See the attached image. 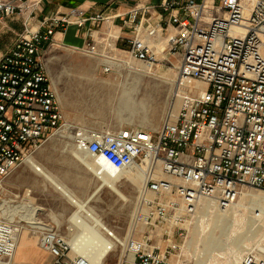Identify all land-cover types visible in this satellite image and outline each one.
Masks as SVG:
<instances>
[{
  "label": "built area",
  "instance_id": "2783aa9c",
  "mask_svg": "<svg viewBox=\"0 0 264 264\" xmlns=\"http://www.w3.org/2000/svg\"><path fill=\"white\" fill-rule=\"evenodd\" d=\"M43 1L0 0V21L22 20L21 31L0 57V184L51 137L74 128L45 68L44 52L55 44V34L69 26L114 24L102 12L87 15L79 7L38 19ZM151 9L156 19L149 14L133 25L121 21L120 30L129 27L130 37L103 34L98 37L103 51L96 41L76 48L100 61L104 74L123 62L107 54L117 42L126 57L145 67L159 57L170 64L174 57L179 83L195 80L206 86L204 92L186 87L176 94L182 103L157 131H73L75 146L110 169L142 173L138 204L149 210H137L133 221L150 231L140 239L128 237L116 264H178L180 246L173 239L184 237L201 202L224 211L244 189L264 191V0H159ZM167 28L174 33L166 34ZM8 210L1 202L0 211ZM74 213L67 235L50 225L37 228L38 246L52 264H105L113 243L101 258L94 257L96 249L79 253V246L93 232L114 240L113 232L99 229L79 209ZM18 232L14 222L0 220V264H10ZM157 237L167 242L164 251L155 247ZM258 241L264 249V232ZM254 246L239 264H264V252Z\"/></svg>",
  "mask_w": 264,
  "mask_h": 264
},
{
  "label": "rangeland",
  "instance_id": "374dc122",
  "mask_svg": "<svg viewBox=\"0 0 264 264\" xmlns=\"http://www.w3.org/2000/svg\"><path fill=\"white\" fill-rule=\"evenodd\" d=\"M122 56L123 62L114 66L108 74H104L100 61L79 49L51 46L46 50L45 68L49 78L55 82V91L65 98L71 94L72 99L79 104L73 103L62 109L68 121L65 120L74 128L51 137L31 157L37 168L49 173L56 183L83 202L85 213L94 216L100 225L110 228L117 238L124 240V243L130 236L140 239L146 231H150L149 227L135 224L133 221L137 210H149L138 204V192L142 180L137 177L135 169L120 175L117 188L123 198L110 189L102 187L98 176L88 168H96L92 157L75 146L72 139L73 131L76 128L103 132L125 128L157 131L167 112L174 114L182 103L176 94L186 92V87L192 90V87L180 85L177 70H173V74L170 73L171 64L162 62L161 57L152 67L147 68L150 74H145L142 73L145 70L143 63L131 60L125 54ZM174 62L177 61L171 57L170 63ZM134 72H139V79L133 77ZM174 80L177 81V89L174 83L172 84ZM129 89L131 91L127 92L133 105L132 109L117 113L119 96ZM192 91L199 92L195 89ZM105 100L110 102L108 112L96 115L95 108ZM74 154L80 155L82 160L76 159ZM242 192V196L235 202V204L240 203V207L230 212L228 210L221 217H217L218 219L215 218L216 221L211 223L210 230L202 223V215L198 210L194 220L186 228L184 237L173 239L180 246L178 264H234V254L240 250L242 252L245 243L249 242L242 254L251 246L256 247L260 236H249L256 230L254 228L258 227L253 215H258L260 212L250 200L251 195L264 191L246 188ZM88 198L90 199L87 200ZM1 202L7 203L8 206H18L17 211H13L10 207L8 211L3 213L0 211V220L7 219L14 222L20 230L10 264L15 257L22 256L21 250L25 241L30 242L29 245L33 247H38L36 233L38 227L50 225L61 235H67L68 220L77 209L74 204H70L61 196L51 182L44 181L38 171L25 164L16 167L1 182ZM30 206L40 210L32 212ZM166 243L164 238L157 237L154 240V245L159 251L165 250ZM122 254L123 246L117 245L107 255L105 264H116ZM214 254H219V257L212 261Z\"/></svg>",
  "mask_w": 264,
  "mask_h": 264
},
{
  "label": "crops",
  "instance_id": "0c3cea01",
  "mask_svg": "<svg viewBox=\"0 0 264 264\" xmlns=\"http://www.w3.org/2000/svg\"><path fill=\"white\" fill-rule=\"evenodd\" d=\"M158 2L159 0H44L38 13V19L53 15L56 12L64 11L67 7H79L87 15L102 12L105 17L114 20L113 25L102 24L99 26H91L87 24L80 29L75 26H69L64 34H55V44L49 45L45 49V52L51 46L80 48L87 41H96L98 50L103 51V44L98 41L99 35L113 33L121 37H130L129 27L120 30L119 26H121V21L126 20L129 25H133L141 16L148 17L150 14L154 18L157 11L151 9V7L156 6ZM138 7L147 9L149 13L141 11L142 9L135 10ZM21 29V18L13 17L0 21V57L10 48L15 39V35L20 32ZM165 33L172 34L174 30L167 28ZM122 49V43L117 42L115 43V47L107 51V54L112 58L121 59V57H123ZM22 249V256L15 257L12 264H52L51 256L39 246L33 247V245H28L26 248Z\"/></svg>",
  "mask_w": 264,
  "mask_h": 264
},
{
  "label": "bare ground",
  "instance_id": "6f19581e",
  "mask_svg": "<svg viewBox=\"0 0 264 264\" xmlns=\"http://www.w3.org/2000/svg\"><path fill=\"white\" fill-rule=\"evenodd\" d=\"M171 64V67L169 68V70L171 71L170 73L173 72V70H175L177 68V62H174V63H170ZM129 66V65H128ZM145 67V66H144ZM149 68L148 66L145 67V70L142 72V73H145V74H150L149 72ZM139 69V68H138ZM160 69V68H159ZM140 71V70H139ZM155 72V71H154ZM165 72V71H164ZM175 73V72H174ZM134 74L133 77L134 78H137L139 79L140 78V74L139 72H134L132 73ZM173 74V73H172ZM176 76V75H175ZM174 76V77H175ZM178 76V75H177ZM163 79V78H162ZM167 79V78H166ZM178 79V78H177ZM51 83H52V86L53 88L55 87V82L53 81V79L51 78ZM174 83V86H176V89H177V81L174 80L172 81V84ZM182 84L185 83V85L187 86H191L193 87V89L197 90V91H200V92H204V85L202 83H200L199 81H195V80H187L186 82H180ZM56 88V87H55ZM192 89V90H193ZM127 91H131L130 89L129 90H125V92H122L119 96V99H118V103L116 105V112H122V111H126L127 109L128 110H131L132 109V102H130V98H129V93ZM67 92V91H66ZM57 93V92H56ZM176 93V92H175ZM58 96V100H59V103H60V106H61V109H65L67 106H70L71 104L73 103H76V104H79V102L75 101L72 99V95L69 94L68 98H65V97H62L60 94H57ZM180 104V103H179ZM110 108V102L109 100H105L103 101L102 103H100L96 108H95V114L96 115H103V114H106L108 112ZM169 114H172L170 113V111L167 112V115L168 116ZM65 119L68 121V119L65 117ZM106 132V131H104ZM83 151V150H82ZM84 152V151H83ZM84 154H87L86 152H84ZM89 155V154H87ZM90 156V155H89ZM74 157L78 160H82V157L78 154H74ZM91 157V156H90ZM92 160L94 162V165L96 166V168L94 167H88L89 170H91L95 176H98L97 178H99L100 180V183H101V186L102 187H106L108 189H110L111 191H113L116 195H118L119 197L123 198L124 196L121 194V192L119 191V189L117 188V182L119 181V176L126 173V172H130L132 169H127L125 171H118L116 172L115 170L113 169H110L108 166H106L102 161L100 160H97L95 158L92 157ZM82 163V162H81ZM27 165V167H33L36 171L39 172L41 178L44 180V181H49L51 182L53 185H54V188L61 194L62 197H64L66 200L69 201L70 204H74L77 209H79V211H83L84 210V205H83V202L80 201L78 198H76L74 195L70 194L66 189H64L63 187H61L58 183H56L52 176L47 173L46 171H43L41 170L40 168H37L36 167V164H35V161L32 157H28L27 160L23 163V165ZM83 165V164H82ZM86 166V164H85ZM135 169V173L137 175L138 178H140L141 180H143V177H142V173L140 171H138L136 168ZM100 186V187H101ZM101 190V189H100ZM94 196V195H92ZM242 196V195H241ZM252 199L250 200L251 201V204L255 207H258V211L260 212L258 215H253L254 216V219L257 221L258 223V227L254 228L255 231L251 232V236L253 235H257V236H261L263 235V232L264 230L262 231L261 228L264 227V192L263 193H259L256 195H251ZM92 198V197H91ZM242 198V197H241ZM86 199V198H85ZM90 198H88L87 200H89ZM17 205V204H15ZM28 206V205H27ZM10 208L13 209V211H17L18 209V206H8ZM240 207V203H236V204H233L232 208L228 209L229 212L230 211H233L234 209ZM30 210L32 212H37L40 210V208H37V207H34V208H31V206L29 207ZM199 210V213H201L202 215V223L204 225L207 226V229L210 230V226H211V223L214 222L215 218L218 219L217 217H221L225 212H227L228 210H220V209H216L214 207V205L210 202V201H205V202H201V205L199 206L198 208ZM253 210V209H252ZM30 211V212H31ZM88 211H91V210H88ZM23 213V212H21ZM83 213L89 217H91L90 215H88L87 213H85L83 211ZM244 215V214H243ZM240 217V216H238ZM77 216L75 215V213L72 215V220H76ZM94 222H95V225H97L100 228H105L106 230L108 231H111L110 228L106 227V226H102V224L100 225L98 221H96V219L93 217ZM220 219V218H219ZM240 219V218H239ZM216 221V220H215ZM218 223V221H217ZM40 224V223H39ZM215 224V223H214ZM263 224V225H262ZM42 226L38 227L41 228ZM213 227V226H212ZM220 227V226H219ZM17 228V227H16ZM18 229V228H17ZM264 229V228H263ZM19 230V229H18ZM260 230V231H259ZM20 231V230H19ZM262 232V233H261ZM201 233V232H200ZM18 235H19V232H18ZM91 236H89L90 238V241L88 240L87 244H84L86 242H84L82 245H80V249H79V253L81 254H84L85 253H88L89 251H92V249H96V251H94V257L96 256V258H101L104 254H105V247L107 244H112L113 243V247L116 248L117 245H120L122 246L123 245V239H119L117 238L114 233V240H108L107 238H105L102 234L100 233H92L90 234ZM18 238V237H17ZM210 239V238H209ZM126 241V240H125ZM207 241V240H206ZM214 241V240H213ZM26 243H23V246L22 248H26L29 244H31L30 242L27 243V241H25ZM232 242V241H231ZM215 243V241H214ZM249 243V242H248ZM248 243H245V249H247L248 247ZM205 244V243H204ZM208 244V243H207ZM212 244V243H211ZM214 245V244H213ZM211 245V246H213ZM235 245V243H234ZM244 245L242 247H244ZM17 246V244H16ZM206 246V245H205ZM205 246H204V249H205ZM211 246H210V249H211ZM214 247V246H213ZM235 247V246H234ZM233 247V248H234ZM256 248L258 249V251L260 252H264V249L263 246L261 244H258L255 249L253 250H256ZM16 250V249H15ZM212 250V249H211ZM209 250L210 252H213ZM236 250V249H235ZM240 250V249H239ZM243 250V251H244ZM249 250V249H248ZM242 251V252H243ZM21 252L23 253V249L21 250ZM241 250L239 252H237L235 255V263L234 264H238L239 262V258L241 257V254H242ZM15 253V252H14ZM205 253V252H204ZM206 254V253H205ZM207 255V254H206ZM209 255V254H208ZM20 256V255H19ZM37 256V255H36ZM205 257H208V256H205ZM219 257V254H214L212 256V258H214L212 261H214L216 258ZM204 258V257H203ZM202 261V260H201ZM200 261V262H201Z\"/></svg>",
  "mask_w": 264,
  "mask_h": 264
}]
</instances>
